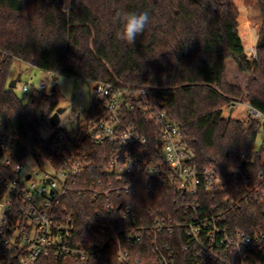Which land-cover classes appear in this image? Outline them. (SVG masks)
Returning <instances> with one entry per match:
<instances>
[{
	"label": "trees",
	"instance_id": "1",
	"mask_svg": "<svg viewBox=\"0 0 264 264\" xmlns=\"http://www.w3.org/2000/svg\"><path fill=\"white\" fill-rule=\"evenodd\" d=\"M256 1L263 22L257 56L251 57L239 30L236 0H70L68 10L65 0H0L1 132L16 131L13 162L57 155L54 133L44 139L41 129L62 99L56 85L55 90H35L28 100L18 96L9 86L10 68L17 58L79 79L155 87V103L183 129L195 150L194 161L215 168L230 183L240 154L256 145L260 130L258 120L226 116L224 108L230 97H244L264 113V0ZM130 11H147L150 17L134 44L116 35L122 27L117 14ZM229 59L249 73L245 90L228 81ZM100 105L95 91L86 111L89 119L101 114ZM87 143L96 152L109 148ZM148 184L155 192L148 191ZM78 185H72L60 206L76 216L78 240L102 242L95 224L97 199L90 192H78ZM125 198L149 221L174 211V188L168 183L145 180L137 194ZM240 212L238 226L264 229V202L242 205ZM5 248L0 238V264H16ZM140 249L143 256L137 264H158L147 246ZM181 254L183 264H190L189 252ZM109 255L99 262L48 258L45 263L121 264L115 254Z\"/></svg>",
	"mask_w": 264,
	"mask_h": 264
},
{
	"label": "built area",
	"instance_id": "2",
	"mask_svg": "<svg viewBox=\"0 0 264 264\" xmlns=\"http://www.w3.org/2000/svg\"><path fill=\"white\" fill-rule=\"evenodd\" d=\"M95 84L101 114L89 119L85 111L82 120L81 96L74 114L78 125L66 132L56 126L57 155L36 160L51 170L43 175H23L22 162H13L16 131L2 134L0 113V238L6 254L16 264H46L48 258L99 262L111 253L121 264H137L140 247L147 246L158 264H183L185 251L190 264H264V229L237 225L242 205L264 202V113L249 101L231 102L246 105L258 120L263 143L240 154L227 183L215 168L194 161L183 129L155 103V87ZM47 87L42 80L38 86L24 84L23 91ZM87 142L109 148L96 152ZM145 180L174 188L169 216L149 221L126 200ZM77 183L78 192L97 199L102 242L78 240L76 216L60 206ZM148 191L155 192L154 186L148 184Z\"/></svg>",
	"mask_w": 264,
	"mask_h": 264
},
{
	"label": "rangeland",
	"instance_id": "3",
	"mask_svg": "<svg viewBox=\"0 0 264 264\" xmlns=\"http://www.w3.org/2000/svg\"><path fill=\"white\" fill-rule=\"evenodd\" d=\"M65 8L69 9V1L65 0ZM239 12V30L243 38V43L247 52L251 57H256V46L260 37L262 27V16L259 9V4L256 0H236ZM18 79V84L13 88L18 96L24 97L28 100L30 93L23 91V85L29 83L38 86L42 80H47V90H51L56 85L57 90L62 96L60 106L64 111L60 114V128L73 130L78 125V120L75 118V111L78 110L80 98L82 96L83 112L81 119H84V112L87 111L93 101L95 93V81L89 79H79L75 76H70L62 73H53L43 70L35 65L28 64L20 59H14L10 68V79ZM227 79L230 83L235 84L246 89V84L249 79L248 72H242L238 69L234 60L227 61ZM245 92V91H244ZM245 94V93H244ZM232 101L247 102L244 97L231 98L229 104L225 106L224 113L226 116H232L239 119H247L252 116L250 110L246 105L241 104L237 107H232ZM57 127L52 125L49 121L48 124L41 129V136L48 139L56 131ZM263 143L262 135H258L256 140V147L259 148ZM24 166L23 175L27 172L40 173L43 175L45 171L51 172L47 164H39L34 158L25 159L22 162Z\"/></svg>",
	"mask_w": 264,
	"mask_h": 264
},
{
	"label": "clouds",
	"instance_id": "4",
	"mask_svg": "<svg viewBox=\"0 0 264 264\" xmlns=\"http://www.w3.org/2000/svg\"><path fill=\"white\" fill-rule=\"evenodd\" d=\"M121 24V30L117 32V38L129 44H134L138 35L142 34L150 22L147 11H130L117 14ZM129 137H124V142Z\"/></svg>",
	"mask_w": 264,
	"mask_h": 264
},
{
	"label": "water",
	"instance_id": "5",
	"mask_svg": "<svg viewBox=\"0 0 264 264\" xmlns=\"http://www.w3.org/2000/svg\"><path fill=\"white\" fill-rule=\"evenodd\" d=\"M50 3H53L55 0H49ZM16 83H17V79L16 78H13L11 79L10 83H9V86L14 88L16 86ZM96 87V86H95ZM55 86H53L52 90H55ZM64 111V108L63 107H59L57 108V110L54 112V114L51 116L50 118V122L52 125L54 126H57L59 125L60 123V114Z\"/></svg>",
	"mask_w": 264,
	"mask_h": 264
}]
</instances>
